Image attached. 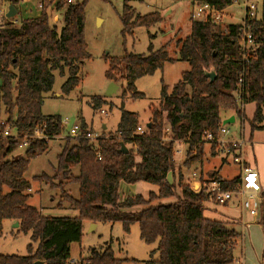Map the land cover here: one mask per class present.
Returning a JSON list of instances; mask_svg holds the SVG:
<instances>
[{
	"label": "trees",
	"instance_id": "trees-1",
	"mask_svg": "<svg viewBox=\"0 0 264 264\" xmlns=\"http://www.w3.org/2000/svg\"><path fill=\"white\" fill-rule=\"evenodd\" d=\"M89 0H79L64 8V26L61 30L51 23L47 8L39 11L33 4H19L10 0L18 12V23L9 20L0 24V120L15 127L20 135L32 133L34 128L46 124L45 131L53 138L63 129L58 115H44V94L52 90L55 76H68L62 90L69 93L80 82L81 68L91 58L86 43L85 7ZM206 2L224 10L233 0H193ZM261 3H259L260 6ZM259 17L250 22L257 46L253 53L242 52L240 24L230 23L220 28L212 20L191 18V33L177 40L179 58L189 63L181 79L169 92L163 85L158 107L152 109L151 120L141 125L139 115L122 109L116 134L109 138L100 135L91 142V130L80 125L78 143L70 144V137L58 155L57 174L65 182L56 183L57 177L46 174L35 176L45 180L52 188H61V199L77 210L76 216H47L28 204L30 181L25 177L31 159L48 149L42 139L30 141L25 155L15 157L19 139H0V237L6 219L18 221L19 231L30 234L26 255L0 254V264H68L71 245L81 242L84 222H121L125 233L133 224L139 225L140 238L148 244L157 243L150 259L143 264H233L234 248L241 233L223 220L205 216L206 197L202 188L195 190L193 183H184L181 170V194L176 201L163 199L176 195L175 186L168 176L176 169L177 141L187 145L184 165L201 162L207 145L203 137L207 132L217 135L222 124L223 111H232L241 120L246 119L244 105L255 103L251 124L254 129L264 128V0ZM161 20L158 12L142 15L127 3L123 7V35L138 26L151 27ZM170 41L158 50L149 45V54L130 53L122 56L106 55L109 62L106 77L114 82L124 79L123 97H143L136 81L162 69L173 61L168 50ZM246 55V56H244ZM214 69L213 81L205 71ZM242 81V82H240ZM239 90L240 98L235 96ZM100 99L93 106H102ZM150 123L149 126L147 124ZM169 130V133L167 131ZM73 137V136H72ZM168 138V139H167ZM122 144L128 152L122 150ZM211 154H217L215 144H208ZM78 168V173H74ZM211 177L223 180L224 188H234L239 176L224 180L217 173ZM79 185L78 197L65 190V185ZM148 182L159 187L148 196L136 194L120 199L121 183ZM62 200L58 204L62 206ZM259 224L264 226V207ZM158 257H154V253ZM140 264L138 260L116 256L111 245L93 248L87 264Z\"/></svg>",
	"mask_w": 264,
	"mask_h": 264
},
{
	"label": "rangeland",
	"instance_id": "rangeland-1",
	"mask_svg": "<svg viewBox=\"0 0 264 264\" xmlns=\"http://www.w3.org/2000/svg\"><path fill=\"white\" fill-rule=\"evenodd\" d=\"M260 4L259 14L263 10L262 1L255 0ZM127 3L136 13L142 15L158 12L161 20L151 27L138 26L133 32L123 35L124 24L122 21L123 7ZM7 5L5 0H0V10ZM243 0H233V3L224 11L223 24L241 23L244 17ZM198 5L192 0H89L85 7V30L84 35L88 45L91 58L86 60L81 68L80 82L77 87L66 93L62 90V85L66 81V75H61L59 71L54 72L55 81L50 92L44 94L42 113L44 115H58L65 120V125L59 136L48 141V149L31 159L25 177L30 181L31 189L29 205L37 207L47 216H76L78 211L70 207V203L61 199V188H52L45 180L36 179L35 176L49 175L57 177L56 183L65 182L64 176L57 174L59 158L66 143V138L70 137V130L73 126H80L83 122L91 130V142L101 134L106 138L110 134H116L122 109L134 112L139 115L140 124L144 125L151 120L152 109L158 107L161 100V90L165 85L170 92L173 86L181 79L182 72L190 68L187 61L179 58L177 40L184 39L191 33V18L197 12ZM64 8L49 11L52 24L58 29L64 26ZM0 19V24L4 23ZM224 29V26H220ZM170 41L168 50L173 61H168L162 69H158L152 75H146L136 81L137 90L144 93L143 97L133 98L129 93L123 97L126 81L120 79L115 82L117 90L108 95L112 80L106 77V70L109 62L106 55L122 56L126 49L130 53L149 54V45H153L154 50H158ZM1 82V81H0ZM113 89V88H112ZM102 101L101 108L93 106V100ZM104 109L107 115L101 114ZM256 106L250 102L244 105L246 119L244 120L247 134H251L250 121L253 118ZM232 111H223V117L231 114ZM264 115V107H263ZM3 117L2 119H4ZM240 118L230 124L237 134L241 129ZM264 124H260V127ZM104 126L107 128L104 129ZM70 137V144H77L78 138ZM254 163L264 177V128L254 129ZM130 148V145L127 146ZM207 144L204 148L205 155L201 162L192 166L184 165L187 158V145L182 141H177L175 172L168 176L171 184L175 186L176 195L163 199V202L176 201L181 194L179 186V174H183V182L191 183L195 180L202 181L204 190L207 181L212 173H217L224 178H235L240 176V166L231 160H225L220 154H211ZM261 149V150H260ZM180 150V151H179ZM15 157L25 155L24 149H17ZM253 157V156H252ZM251 159V158H250ZM74 173L79 169L74 168ZM193 172L197 175L193 176ZM264 179V178H263ZM159 187L148 182H138L135 184L123 183L120 188V199L124 200L128 196L143 194L148 196L149 192H157ZM65 190L73 197L79 195V185L75 182L65 185ZM62 200V206L58 204ZM205 216L211 219L223 220L241 233V237L234 248L235 259L244 257L247 264H264V226L249 215L245 214L244 219L249 223L243 226L240 222L241 210L237 205H219L210 199L204 201ZM15 223L6 220L3 227V235L0 237V253L26 255L27 246L31 243L30 234H26L14 227ZM111 245L116 256L122 259L142 261L150 259V254L157 248V243L148 244L140 238L139 225L133 224L129 233H125L121 222H99L96 227L90 222H84V236L81 242H74L71 245V258L88 259L93 248L102 249ZM158 257V253H154ZM125 264H133L127 262ZM233 264H237L236 261Z\"/></svg>",
	"mask_w": 264,
	"mask_h": 264
},
{
	"label": "built area",
	"instance_id": "built-area-1",
	"mask_svg": "<svg viewBox=\"0 0 264 264\" xmlns=\"http://www.w3.org/2000/svg\"><path fill=\"white\" fill-rule=\"evenodd\" d=\"M7 5L5 8L0 10V19H4L5 22L9 20L13 24L18 23V12L12 18H7L6 13L10 0H5ZM19 4H33L35 8L39 11L47 8V11L53 9H58V4L64 1V8L69 5L76 4L79 0H17ZM193 1V0H192ZM198 5L197 12L193 14V17L198 20H212L215 24L224 26L226 29L227 25L223 24L224 10L215 8L206 2H194ZM244 5V17L240 24L241 39L240 46L242 52L249 54L253 53L257 46L254 43V35L250 26V22L259 17V2L255 0H243ZM246 56V55H244ZM242 82V81H240ZM235 96L239 99V90L235 93ZM101 114L107 115L104 109L100 110ZM237 117V116H236ZM241 129L236 134L231 128L230 124L222 125L217 132V135L212 132H207L203 139L206 144H215L217 154L224 157L225 160H231L233 163L240 166L241 174L239 180L234 188H224L223 180L215 177H210L207 181L206 187L203 193L207 199L212 200L219 205H230L234 204L241 210L240 222L243 226L249 223L244 219V215L247 214L254 219V222L259 223L262 216V209L264 207V180H262L259 171L250 162L248 156L253 147V141L251 135L247 134L245 130L244 120H241ZM65 120H62V124L65 125ZM46 124L42 126H37L34 128L32 133H27L20 135L18 131L7 123L5 119L0 120V139L5 137L17 138L19 139L18 148L26 150L29 147L30 141L42 139L49 141L53 139L45 130ZM80 126L75 125L70 130V135L76 137L79 135ZM145 131L144 126L140 125L137 128V132L142 133ZM169 133V130L167 131ZM90 138H94L89 135ZM168 139V138H167ZM180 151V150H179ZM193 176L197 173L193 172ZM201 183L200 188H202V181L195 180ZM194 181V182H195ZM191 182V183H194ZM199 188V189H200ZM198 189V190H199ZM237 264H247L244 257L235 259ZM68 264H87L86 259H69Z\"/></svg>",
	"mask_w": 264,
	"mask_h": 264
},
{
	"label": "water",
	"instance_id": "water-1",
	"mask_svg": "<svg viewBox=\"0 0 264 264\" xmlns=\"http://www.w3.org/2000/svg\"><path fill=\"white\" fill-rule=\"evenodd\" d=\"M15 15H17V9H16V7L13 4H10L9 8H8V12L6 13V16H7V18H12ZM205 75L207 77H209L211 81H213L215 79V77H216V72H215L214 69H211L209 71H205ZM117 88H118L117 84L115 82H111V88L108 91V95H110L113 92H115L117 90ZM234 121H235V115H232V116H230L228 118H224L222 120V125L232 124V123H234ZM149 125H150V123L147 124V126H149ZM122 150L124 152H128V147H126L125 144H122ZM0 164H1V160H0ZM200 186H201V183L199 181H195L193 183V188L195 190H198L200 188ZM16 225L18 226V224H16ZM92 226L96 227V223H92ZM34 264H43V263H42V261H36Z\"/></svg>",
	"mask_w": 264,
	"mask_h": 264
},
{
	"label": "crops",
	"instance_id": "crops-1",
	"mask_svg": "<svg viewBox=\"0 0 264 264\" xmlns=\"http://www.w3.org/2000/svg\"><path fill=\"white\" fill-rule=\"evenodd\" d=\"M232 115H235V114H233L232 112H231V114H229V115H227L226 117H223V119L224 118H228V117H230V116H232ZM223 116V115H222ZM236 120H237V117H236V115H235V121L234 122H236ZM107 127L106 126H104V129H106ZM252 141H253V134H252ZM260 148H263L264 146L263 145H260L259 146ZM261 150V149H260ZM254 143H253V147H252V149H251V152H250V154H249V156H248V158H249V160H250V162L255 166V168L258 170V168H257V166H256V163H254ZM253 156V157H252ZM251 158V159H250ZM259 171V170H258ZM214 173V172H213ZM212 173V174H213ZM260 173V172H259ZM212 176V175H211ZM260 176H261V174H260ZM221 177V176H220ZM238 177V176H237ZM221 178H223L224 180H226V179H228L229 180V178H224V177H221ZM261 178H262V176H261ZM264 178V177H263ZM262 178V180H264ZM122 185H123V183H121V186H120V188L122 187ZM6 220H8V221H10V223L12 224V223H15L13 226L14 227H17L16 229L18 230V228H19V222L18 221H14V220H10V219H6ZM6 220H4V222H3V227H4V223L6 222ZM16 224H18V226L16 225ZM96 226H97V224H96ZM0 254H3V253H0ZM70 259H75V258H70Z\"/></svg>",
	"mask_w": 264,
	"mask_h": 264
}]
</instances>
